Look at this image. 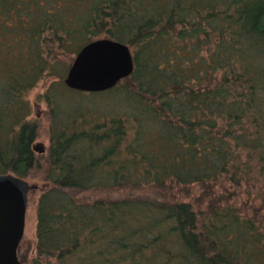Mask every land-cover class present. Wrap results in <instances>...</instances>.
<instances>
[{
  "label": "trees",
  "instance_id": "1",
  "mask_svg": "<svg viewBox=\"0 0 264 264\" xmlns=\"http://www.w3.org/2000/svg\"><path fill=\"white\" fill-rule=\"evenodd\" d=\"M98 38L132 73L67 87ZM0 174L43 181L30 264H264V0H0Z\"/></svg>",
  "mask_w": 264,
  "mask_h": 264
},
{
  "label": "water",
  "instance_id": "2",
  "mask_svg": "<svg viewBox=\"0 0 264 264\" xmlns=\"http://www.w3.org/2000/svg\"><path fill=\"white\" fill-rule=\"evenodd\" d=\"M134 68L128 45L110 38L85 44L74 56L64 83L82 92H102L129 76ZM35 152H43L39 143ZM36 186L12 174H0V264H22L17 250L24 236L29 193Z\"/></svg>",
  "mask_w": 264,
  "mask_h": 264
},
{
  "label": "rangeland",
  "instance_id": "3",
  "mask_svg": "<svg viewBox=\"0 0 264 264\" xmlns=\"http://www.w3.org/2000/svg\"><path fill=\"white\" fill-rule=\"evenodd\" d=\"M51 82V79H44L39 81L35 87H33L26 95V99L30 104L31 112L29 118H38L41 123L40 134L35 141L39 143L42 147L43 152L48 147L49 139L46 133L48 127V118L46 116V103L40 95L44 92L48 84ZM41 152V153H43ZM39 153V152H37ZM29 185L36 186V189L29 193L28 197V207L26 212L25 219V230L24 236L20 244V253H24L28 250L27 257L22 264H30L34 256V246H35V228H36V205L40 193L43 190V181L38 178L32 180H26ZM255 190V189H254ZM256 191V190H255ZM246 196L243 195L239 202L245 201Z\"/></svg>",
  "mask_w": 264,
  "mask_h": 264
},
{
  "label": "flooded vegetation",
  "instance_id": "4",
  "mask_svg": "<svg viewBox=\"0 0 264 264\" xmlns=\"http://www.w3.org/2000/svg\"><path fill=\"white\" fill-rule=\"evenodd\" d=\"M21 244V243H20ZM27 253H28V250L26 251V252H24V253H20V245H19V248H18V250H17V257H18V259L20 260V261H24L25 259H26V257H27Z\"/></svg>",
  "mask_w": 264,
  "mask_h": 264
}]
</instances>
